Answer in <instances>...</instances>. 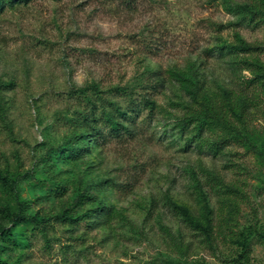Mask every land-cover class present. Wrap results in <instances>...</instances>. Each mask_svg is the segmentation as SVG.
<instances>
[{
    "label": "rangeland",
    "instance_id": "374dc122",
    "mask_svg": "<svg viewBox=\"0 0 264 264\" xmlns=\"http://www.w3.org/2000/svg\"><path fill=\"white\" fill-rule=\"evenodd\" d=\"M0 168V264H264V3L0 8Z\"/></svg>",
    "mask_w": 264,
    "mask_h": 264
},
{
    "label": "trees",
    "instance_id": "16d2710c",
    "mask_svg": "<svg viewBox=\"0 0 264 264\" xmlns=\"http://www.w3.org/2000/svg\"><path fill=\"white\" fill-rule=\"evenodd\" d=\"M22 1V0H0V8L5 7L6 5L8 6H14L15 3ZM23 1H29V0H23ZM212 2L217 1V0H211ZM264 3V0H261ZM250 13H256L257 11L255 8L250 7L249 8ZM262 13V12H260ZM180 81H185V78L183 77H178ZM129 84L126 85H118L111 87L114 88L116 91H125V92H130V94L134 93V90L132 89L131 86H128ZM99 90V86L95 85V90ZM231 110L234 112L238 113L236 111L235 107H232ZM62 147L53 149L54 152L61 150ZM65 151L69 152V155L72 157H77L79 154L80 149L78 146L74 145L71 142H68L65 145ZM30 175L26 174L25 176H17L15 177L12 173L9 171H3L0 168V187H3L4 189L12 192V193H18L19 192V184L25 179L28 178ZM55 190L57 192L66 191L67 187L65 185H55ZM87 199V196L85 193H78L76 194L70 209L76 208L79 204H84V200ZM30 208V204L27 201H18V206L17 208L12 207L9 204H2L0 205V216L4 218L7 222L12 223L13 225H20V224H26L30 222H36L38 221L39 215H32L28 212ZM69 218L70 220H78L79 217L74 218L72 214L63 216V218ZM3 231L0 228V237L2 235Z\"/></svg>",
    "mask_w": 264,
    "mask_h": 264
}]
</instances>
